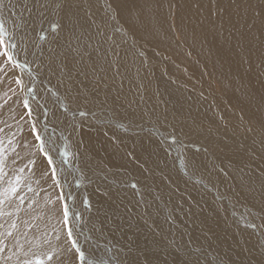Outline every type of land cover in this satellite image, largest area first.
I'll return each mask as SVG.
<instances>
[{"label":"bare ground","instance_id":"obj_1","mask_svg":"<svg viewBox=\"0 0 264 264\" xmlns=\"http://www.w3.org/2000/svg\"><path fill=\"white\" fill-rule=\"evenodd\" d=\"M0 21L25 92L43 88L57 108L44 118L47 102L30 117L71 238L87 233L77 209L96 220L85 264H208L212 252L222 264H262L239 253L253 224H234L228 199L264 209V0H2ZM82 177L90 209L70 190ZM254 227L262 254L264 228Z\"/></svg>","mask_w":264,"mask_h":264},{"label":"rangeland","instance_id":"obj_2","mask_svg":"<svg viewBox=\"0 0 264 264\" xmlns=\"http://www.w3.org/2000/svg\"><path fill=\"white\" fill-rule=\"evenodd\" d=\"M21 6L23 8H26L27 3H24L23 5L21 3ZM55 28L56 27L52 28L50 26L49 30L53 32L55 31ZM42 34L43 36L42 35L40 36L45 37L44 35L45 33L43 32ZM49 35L47 33V37L49 39L48 41L52 39V36ZM34 36H37L36 33L34 34ZM16 39H17V42H15L16 47L18 51L19 50L21 51V52L19 51V55L21 53L24 54V55L21 54L23 57L20 58L24 63H27L28 62L26 56L27 54H25L22 51L23 45L22 43H20L22 38H20L19 34H16L15 40ZM5 45H7L6 42H4V44H0V54L5 53ZM10 51H9V47H7V55H11L13 57V60L11 61L7 59V55H0V144H1L0 160L3 161L2 170H0V264H25L26 261H30L31 264H38V260L40 259L41 260L44 259V264H48L49 262L50 263L52 262L51 264H60V263L65 264L67 262L68 264H80L79 255L76 252V246L73 245L72 243L73 239L71 238V236L68 235L69 232L68 224H67L68 216L65 218L64 203L60 192V187L59 185H57L55 176L53 174V171L51 170L53 169L52 165L50 166L47 160L48 158L44 155V152L40 150L41 137L39 136L40 139L36 138L37 135H40L38 133L36 121L30 117V115H32L31 113L32 109L38 110V108H42L43 105H46L47 102H49L47 103V111L46 109H43L44 107H46L44 106L42 108L43 110H41L40 112L41 114L43 113L42 115L44 118H46L47 113L51 114L48 112V105L51 107L54 106V113L57 111L56 110L57 108L52 102L53 99L51 97V94L46 93L43 90V88H40L41 93L39 96L41 97L37 96V94L35 93L33 95V99L30 98V96H28L27 92H25V86L22 84V79L19 76V74H17L16 72V67L14 64V59L16 58L14 53H16V51L12 47ZM63 52H67V51H63ZM71 63L72 62H70V64ZM52 74H53L52 77L54 78L53 79L54 81L53 80L52 81L57 84V85L52 84V86L54 88L57 87V89H61L59 87L60 85L57 82V81L59 82L61 81L58 80L56 77H54L56 76L55 73L52 72ZM91 89L94 90L91 91V93L96 94V86L93 85ZM75 107H77V104H75ZM52 116L53 117H51L52 119L50 118V120L53 121V119H55L57 122L56 125L54 126L55 128H57V126L58 128L61 126L65 127V125H63L62 122L63 120L62 121L59 120L62 118L61 116H58L56 114ZM51 124L53 125V122H51ZM67 132L68 130L65 127L64 134H67ZM54 140L55 139L51 138V141H53L52 143L55 147L56 146L55 143L57 142ZM44 148L45 150L47 149L46 144H44ZM62 153L65 154V156L69 157L71 152L69 151L68 147L65 148L64 146ZM31 161H34L35 163L34 164L30 163ZM17 176L21 177L18 184L17 192L14 195L6 193L5 189L9 188L10 184L16 183L15 178ZM83 180H85V178L83 177L77 178V180L74 181L75 183V186H73L74 188H71L70 190L73 192L72 194L73 198H75V196L82 194L85 199V206L87 207V209L88 208L90 209L91 202L87 197V190H86L88 183H86ZM237 197L228 199L229 201L231 200L229 204L232 206L233 209H235L234 210L235 216H230L231 217L230 220L233 221L234 224H236L235 223L236 221L238 224L240 223L244 224L246 222V219H249L253 224L252 226L249 227H254L255 224V227L257 226L259 228H264L263 225L264 209L261 207V205H257L258 201L251 200L248 196H244V197L241 196V198L239 197L237 198ZM237 199H239V201ZM247 202H249V204ZM248 207L249 208L251 207L250 209H253L254 211L249 210ZM88 212L90 213L89 210ZM89 213L82 214V211H79L78 209L76 210V213H74V216L76 215L74 220L78 222V225L83 231L87 232L85 234L83 232L84 234L83 237H79L78 239H76V237L74 238L75 240L78 241V245L81 247V249L82 246H84L83 241L86 239V236L88 234H91L90 232L93 231L91 228H88L89 223L91 221L90 216L93 221H96L92 217V212L90 214ZM249 227L246 226L245 229L242 231L243 232L242 234L244 235L245 239H249L252 243L250 242V244L248 243L240 244L243 247H245L246 250L242 251L238 249V251L240 254H243L244 251L248 252V255L249 254L251 256L254 255V257L252 258L254 259L258 258L256 260L264 264V260H263L264 257H262L264 256V253L261 254L260 251L256 252L255 249V247L257 248L260 247V249H263V243L260 242V238H258L259 237L258 232H256L255 229L250 230ZM75 228L77 230L79 227L77 228L76 226ZM87 229H91L92 231L91 230L87 231ZM92 234H94V232H92ZM65 236L67 237L66 240H65ZM53 240H55L54 241L55 245L53 244ZM250 247L254 248V250L250 251ZM61 249L62 251H60ZM71 250L74 252L73 254L71 253ZM60 252L62 253L64 252L65 254H62ZM234 252H236V250ZM50 253H52V255H50ZM189 254L191 259H195L199 262L202 261V253L196 248H192L191 250H189ZM49 255L51 259H49ZM63 255H66L65 256L66 258H64ZM72 255H74V259H71ZM70 256L71 258H69ZM212 257L214 258V260ZM260 257L263 259H261ZM67 258L70 260L68 261ZM203 258L206 260L207 263L210 262L208 264H222L225 263L226 261L229 262L228 259L224 261L222 260L221 257H219L217 254L213 252L211 255L205 256ZM47 259H49V261ZM54 259H57V261ZM60 259L62 260V262L64 261L65 262L62 263ZM236 259L235 260L233 259L232 262L234 261L236 263L241 264L240 262L243 261L242 259H239V262H237Z\"/></svg>","mask_w":264,"mask_h":264},{"label":"snow or ice","instance_id":"obj_3","mask_svg":"<svg viewBox=\"0 0 264 264\" xmlns=\"http://www.w3.org/2000/svg\"><path fill=\"white\" fill-rule=\"evenodd\" d=\"M0 2H2V0H0ZM4 35H6V31H5L4 27H3V21H0V44H4V38H3ZM7 47L8 46L5 45V53L0 54V55H7ZM12 47H14V45ZM7 59L9 61H11V60H13V57L11 55H7ZM25 103H27V102H25ZM36 138L40 139L39 135H37ZM40 150L44 152V155L48 158L49 164H51L52 163V158H51V156H49L48 152L45 151L44 142L43 141H41V143H40ZM30 163L34 164L35 162L31 161ZM2 165H3V161L0 160V170H2ZM52 171H53V174H55L56 169L53 167ZM15 179H16V183L15 184H10L9 188L5 189L6 193L14 195L17 192L18 184H19V181H20L21 177L17 176ZM64 215H65V218H66L67 217V210H65ZM68 235L72 236L71 229H69ZM72 243H73L74 246H76V252L79 255L80 264H85V261H86V258H87L86 252L81 249V247L78 245V241L77 240L74 239L72 241ZM49 259H51V257H49ZM25 264H31V262L30 261H26ZM38 264H44V261L43 260H38Z\"/></svg>","mask_w":264,"mask_h":264}]
</instances>
